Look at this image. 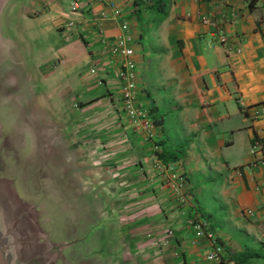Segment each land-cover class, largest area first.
Returning a JSON list of instances; mask_svg holds the SVG:
<instances>
[{
	"label": "crops",
	"instance_id": "0c3cea01",
	"mask_svg": "<svg viewBox=\"0 0 264 264\" xmlns=\"http://www.w3.org/2000/svg\"><path fill=\"white\" fill-rule=\"evenodd\" d=\"M112 1L129 22L136 100L150 112L162 161L175 162L186 179L187 214L208 220L234 264H264V0ZM61 2L0 0V114H16L13 101L19 112L32 97L28 112L53 139L40 147L26 122L30 152L71 181V201L90 197L78 206L80 217L106 228V264H200L207 242L188 245L189 229L148 168L149 149L118 108L108 109L117 91L111 64L88 73L105 61L93 28L102 7H83L71 36L62 37L70 16ZM117 26L104 20L100 36L114 39ZM47 36L56 43L26 61L31 45ZM10 142L0 147V164L21 150ZM165 230L172 238L160 246Z\"/></svg>",
	"mask_w": 264,
	"mask_h": 264
},
{
	"label": "rangeland",
	"instance_id": "374dc122",
	"mask_svg": "<svg viewBox=\"0 0 264 264\" xmlns=\"http://www.w3.org/2000/svg\"><path fill=\"white\" fill-rule=\"evenodd\" d=\"M71 1L62 0V8L68 9ZM66 35L61 34L62 37ZM36 42L39 43L31 45L29 52L25 53L28 56L26 61L35 49L44 54L45 47L56 43L48 36L40 37ZM65 82L62 79V85H66ZM29 86L31 91L38 90L37 83L30 82ZM24 102L19 103L18 112L17 100L13 101L16 114H0V147L8 144L11 138L21 144L17 155L8 160L2 158L0 164V248L6 263L106 264L109 251L106 228L88 226L80 217L78 206L86 201L90 203V197L71 201L73 196L67 187L71 181L44 162L43 155L31 154L33 132L37 144L38 140L41 141L40 147L53 136L38 130L34 124L38 114L28 112L27 106L32 97ZM26 122L33 132L26 130ZM94 203L98 204L97 201Z\"/></svg>",
	"mask_w": 264,
	"mask_h": 264
},
{
	"label": "built area",
	"instance_id": "2783aa9c",
	"mask_svg": "<svg viewBox=\"0 0 264 264\" xmlns=\"http://www.w3.org/2000/svg\"><path fill=\"white\" fill-rule=\"evenodd\" d=\"M98 4L102 7L93 19V28L97 32V36L104 45L103 61H98L88 70V73L95 75L100 70H105V66L112 69V78L116 83V93L114 96L107 97L108 109L113 111L118 108L120 118H123L131 130L140 138L141 144L150 151L149 170L153 172L156 179H159L165 185L169 192L173 204L176 207V213L183 218L184 225L189 229L191 237L187 243L190 247H196L200 239L207 242V250L201 255L200 264H234L233 261L224 257L223 249L217 242L216 238L210 232V224L208 220L201 214L193 213L188 215L184 188L186 179L177 172L175 162H163L161 148L158 142L155 125L151 119L149 110L142 106L136 100L135 95V77L136 65L134 61V53L131 47V35L129 34V22L123 18V11L112 0H72L69 4V18L60 31L71 36L74 30L76 19L82 17L83 7ZM104 20H114L118 22L119 34L112 40L106 41L100 36L101 24ZM203 25H212L208 18L200 17ZM226 38L222 31L216 36V43L223 45ZM102 80H97V84L101 85ZM111 99L115 100L112 104ZM123 147L129 148L126 139L122 138ZM121 146V147H122ZM172 238V231L165 230L160 239V246L169 244Z\"/></svg>",
	"mask_w": 264,
	"mask_h": 264
},
{
	"label": "water",
	"instance_id": "95a60500",
	"mask_svg": "<svg viewBox=\"0 0 264 264\" xmlns=\"http://www.w3.org/2000/svg\"><path fill=\"white\" fill-rule=\"evenodd\" d=\"M0 264H7L6 260H5V257H4V254H3L2 248H0Z\"/></svg>",
	"mask_w": 264,
	"mask_h": 264
},
{
	"label": "trees",
	"instance_id": "16d2710c",
	"mask_svg": "<svg viewBox=\"0 0 264 264\" xmlns=\"http://www.w3.org/2000/svg\"><path fill=\"white\" fill-rule=\"evenodd\" d=\"M260 142H261V143H264V139L260 140ZM160 157H161V155H160Z\"/></svg>",
	"mask_w": 264,
	"mask_h": 264
}]
</instances>
